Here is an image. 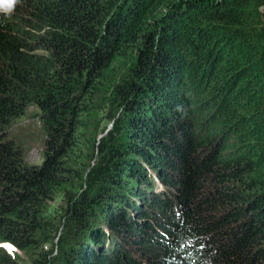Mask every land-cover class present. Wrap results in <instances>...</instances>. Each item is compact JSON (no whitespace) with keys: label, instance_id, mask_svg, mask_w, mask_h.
Here are the masks:
<instances>
[{"label":"trees","instance_id":"trees-1","mask_svg":"<svg viewBox=\"0 0 264 264\" xmlns=\"http://www.w3.org/2000/svg\"><path fill=\"white\" fill-rule=\"evenodd\" d=\"M31 104L37 164L9 136ZM6 244L30 264H264V0L0 9V264H23Z\"/></svg>","mask_w":264,"mask_h":264},{"label":"rangeland","instance_id":"rangeland-1","mask_svg":"<svg viewBox=\"0 0 264 264\" xmlns=\"http://www.w3.org/2000/svg\"><path fill=\"white\" fill-rule=\"evenodd\" d=\"M97 103V102H95ZM196 111V110H195ZM200 113V116L197 120V129L195 131L205 134V132L209 131L211 132L213 130V127L211 126L210 120L205 119V114L202 111H196ZM40 109L37 105L31 104L26 113L18 118L11 128L9 129L10 137L13 139L14 142H16L23 152V158L27 163L30 164H37L42 162L43 155H44V149H45V133L43 129V124L41 117L39 116ZM90 115V116H89ZM103 115V112L100 111L99 107L93 106L92 113L88 114L87 118V128L85 130L86 135L96 136L97 138L101 137L103 133H105L108 129L111 128L112 122L109 120L104 121L106 118H104L102 121L103 123L106 122L105 127L103 128L104 131L101 132L97 127L99 126L100 119ZM101 121V122H102ZM100 122V123H101ZM97 129V130H96ZM156 180V189L154 191H162V185L160 182H157ZM60 203V195H56L54 201L50 203L49 209L50 211H56L59 208ZM153 207V206H152ZM151 211H154L155 214L160 215L163 211H158L156 208L150 209ZM164 217L162 216L165 221L170 222V217L167 211L164 212ZM165 223V222H163ZM98 225V221L96 222V226ZM103 231L107 232V230L102 227V225L99 226ZM83 237L85 235H82ZM150 244V243H149ZM5 249H7L8 252L12 253L13 255L17 256L18 259L23 264H30L32 263L29 260V256H26L23 252L18 251L17 249L13 248L9 244L4 245ZM154 249H152L151 252L147 255V257L151 260L150 262H153L154 259H152ZM131 257H133L132 254H129ZM135 258V257H134ZM137 259V258H136ZM147 259V258H146ZM144 262L145 258L142 259Z\"/></svg>","mask_w":264,"mask_h":264},{"label":"clouds","instance_id":"clouds-1","mask_svg":"<svg viewBox=\"0 0 264 264\" xmlns=\"http://www.w3.org/2000/svg\"><path fill=\"white\" fill-rule=\"evenodd\" d=\"M17 0H0V9L10 11Z\"/></svg>","mask_w":264,"mask_h":264}]
</instances>
